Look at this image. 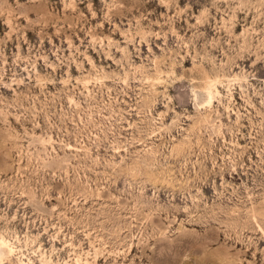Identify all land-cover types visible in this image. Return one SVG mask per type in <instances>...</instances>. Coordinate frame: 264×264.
I'll return each instance as SVG.
<instances>
[{"label":"rangeland","instance_id":"374dc122","mask_svg":"<svg viewBox=\"0 0 264 264\" xmlns=\"http://www.w3.org/2000/svg\"><path fill=\"white\" fill-rule=\"evenodd\" d=\"M0 264H264V0H0Z\"/></svg>","mask_w":264,"mask_h":264}]
</instances>
